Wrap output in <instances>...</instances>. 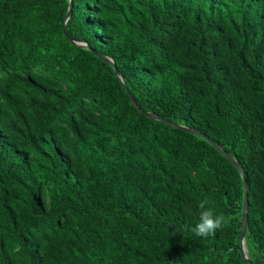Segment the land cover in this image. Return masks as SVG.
Here are the masks:
<instances>
[{
	"label": "trees",
	"instance_id": "obj_1",
	"mask_svg": "<svg viewBox=\"0 0 264 264\" xmlns=\"http://www.w3.org/2000/svg\"><path fill=\"white\" fill-rule=\"evenodd\" d=\"M146 113L242 167L244 238L238 167ZM205 199L231 222L202 238ZM251 261L264 264V0H0V264Z\"/></svg>",
	"mask_w": 264,
	"mask_h": 264
},
{
	"label": "clouds",
	"instance_id": "obj_2",
	"mask_svg": "<svg viewBox=\"0 0 264 264\" xmlns=\"http://www.w3.org/2000/svg\"><path fill=\"white\" fill-rule=\"evenodd\" d=\"M209 200H200L197 204L198 222L191 227V232L198 237L207 238L215 235L216 231L226 227L231 222V217L217 213L209 206Z\"/></svg>",
	"mask_w": 264,
	"mask_h": 264
},
{
	"label": "water",
	"instance_id": "obj_3",
	"mask_svg": "<svg viewBox=\"0 0 264 264\" xmlns=\"http://www.w3.org/2000/svg\"><path fill=\"white\" fill-rule=\"evenodd\" d=\"M72 4H73V0H70V9L72 8ZM69 14H70V12H69ZM99 57H101L102 59H104L108 63H111V64L114 65V62L112 60H110V59H108V58H106V57H104V56H102L100 54H99ZM114 67H115L116 74L119 75V70L116 68L115 65H114ZM130 97H131L134 105L137 106V102H136L135 98L133 97V95L131 93H130ZM146 114L149 117L160 119L161 121L166 122L167 124L172 125V126H174L176 128L190 131L192 133L201 135V136L207 138L208 140H210L207 136H205L204 134L199 133V132H197L195 130L187 129V128L183 127V126H180L178 124H175V123H173L171 121H168V120H166L164 118H161V117H159L157 115H154L152 113H146ZM210 142L217 149H219L230 161H232L238 167V169L240 170V172L242 174L243 181H244V187H245L244 204H243V218H242V237L244 238L245 237V234H246V230H247V224H248V208H249V197H248L249 187H248L246 178L244 176V171H243L242 167L232 158V156L228 152H226L224 150V148L222 146H220L216 141L210 140ZM242 255H243V257H244L245 260H248V257H247V247H246L244 241L242 242ZM251 264H253L252 261H251Z\"/></svg>",
	"mask_w": 264,
	"mask_h": 264
}]
</instances>
